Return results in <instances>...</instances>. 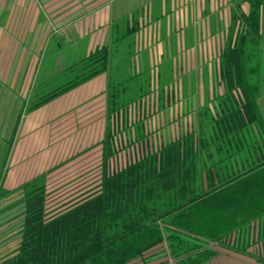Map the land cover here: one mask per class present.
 <instances>
[{
	"label": "trees",
	"instance_id": "obj_1",
	"mask_svg": "<svg viewBox=\"0 0 264 264\" xmlns=\"http://www.w3.org/2000/svg\"><path fill=\"white\" fill-rule=\"evenodd\" d=\"M234 1L237 9L247 3L249 14L232 18L242 31L226 39L212 100L197 102L174 136L165 137L164 126L157 138L140 114L123 123V143L107 128L96 189L55 212L47 210L46 175L21 186L17 218L0 223V264H212L226 252L264 263L246 251L264 240V71L246 40L264 0ZM124 20L115 39L89 55L43 58L25 113L103 74L109 116L139 112L155 95L164 107L170 65L152 71L149 51L134 43L143 26ZM162 57L163 64L171 59ZM122 152L128 162L120 167Z\"/></svg>",
	"mask_w": 264,
	"mask_h": 264
},
{
	"label": "crops",
	"instance_id": "obj_2",
	"mask_svg": "<svg viewBox=\"0 0 264 264\" xmlns=\"http://www.w3.org/2000/svg\"><path fill=\"white\" fill-rule=\"evenodd\" d=\"M176 1L181 11L177 21H187L186 28H193L197 34L201 31L200 23L207 21L209 35L213 37L220 34L215 31L219 24L233 33L232 18L249 14L247 3L235 9L230 4L231 0H228V8L223 11L217 8L223 0H170V3L176 5ZM168 3L169 0H160L158 6L164 8L159 10L162 12L160 14L155 12L152 15L149 8H145V12L137 17L132 13L135 7L128 0H0V193L4 190L0 198V223L17 218L16 205H24L18 189L35 177L49 176L46 182L48 191L59 188L67 191L61 197L60 204L79 200L82 193L96 187L107 128L112 134L120 133L114 136V142L118 143L119 139L123 143L127 141V133L120 131L127 126L123 123L128 119L135 121L139 114L148 119L144 126L148 132H157L154 133L157 138L161 134V127L165 126L163 135L169 137L177 135L186 120L191 121V98L189 90L185 92L183 86L185 84L189 89V80L186 83L181 80L182 89L175 92L169 83L171 93L165 96L164 107L160 106V97L155 95L143 99L147 105L139 112L109 116L107 74L98 76L36 111L25 113V103L32 92L30 87L32 89L44 66L43 58L52 61L55 57L89 55L115 39V26L126 17L123 24L126 21V24L138 23L143 26V22L148 20L147 12L150 15L148 22L163 28L158 38L161 45L170 34L180 33V29L170 28V22H174L175 18L173 14L170 15L171 9H167ZM238 24L239 21L235 24L237 29ZM93 45L97 46L93 48ZM140 49L137 50H143ZM164 55L156 54L157 57H153L152 51H149L152 71L168 66L170 62L163 64ZM211 81L212 78H209V83ZM213 93L212 90L203 98L200 90L195 92L193 108H196L197 102L202 106L207 98L212 100ZM262 105L264 110V97ZM181 118L184 120L177 121ZM121 154L117 163L123 167L128 161L127 157L123 158L125 154ZM4 170L7 178L12 179L11 185H3ZM87 173L91 174L88 176ZM58 176L61 177L59 181ZM74 178L78 183L69 188ZM6 191L8 194H5ZM1 255L3 252H0Z\"/></svg>",
	"mask_w": 264,
	"mask_h": 264
},
{
	"label": "rangeland",
	"instance_id": "obj_3",
	"mask_svg": "<svg viewBox=\"0 0 264 264\" xmlns=\"http://www.w3.org/2000/svg\"><path fill=\"white\" fill-rule=\"evenodd\" d=\"M129 4L134 6L135 9L132 12L135 15H141L143 12H145V8H149V10L151 11L150 13H155L156 14H160L162 12H159V10H164L163 7H159L158 4L160 2V0H128ZM172 1V0H171ZM232 2H230V4H232V6L236 8V4L234 0H231ZM171 4V5H170ZM228 0H223L222 2H220L218 4V9L222 10L223 9H227L228 8ZM244 5V3H241L240 7L239 5L237 7L241 8ZM171 9L172 13L170 14L172 16H174L175 21L174 22H170V28L173 30H178L180 29V33L177 35H173L170 34V36H168V38H166V40H164V43H160L161 45H159V42L161 40H158V38L160 37V31L161 29L163 30V28H161L158 24H154L153 26L148 22L150 21V15L149 12H147V22L146 20L143 22V27H142V32L139 33L138 37H136L135 40V46L136 49H143L145 51H152L153 53V57H157V55H163L165 54V57L168 59V56L171 58L170 60H168L170 63V71H171V84L173 85V90H177L179 89V91H181L182 89V85L180 84L182 81L184 82V80L187 82V80H189L188 83V88L185 84H183L184 88H185V92H187L189 90V94L191 100V108H193V106L195 105V99H196V95H194L195 92H197L198 90L201 91L202 93V97L205 98L206 94L209 93L210 91H214L216 89L220 90V86H218L217 82V75L219 72V69H217V62L220 56V53L222 52L226 42H227V37L229 38V31L230 29L228 28V32L227 30H225V26H223L222 24L218 26V30L213 27V31H218L220 34L216 37H213V35H209V27L207 25V21H202L200 23V27H201V31L200 34L198 32L195 33L192 29H187L186 28V24L187 21H177V15L181 14L180 11V7L177 6V1H176V5H174V3H168V7L167 9ZM262 11H264V8L262 9ZM170 12V10H169ZM185 12V10H184ZM264 13V12H263ZM262 13V14H263ZM225 20V18L223 19ZM222 20V22H224ZM229 20V19H226ZM219 21V20H218ZM230 22V21H229ZM191 24V22H189ZM220 23V21H219ZM202 24H204V27L202 26ZM163 25V24H162ZM151 26V29H149ZM192 27V26H191ZM232 28V27H230ZM242 31L241 26H239V28L237 29L236 26H234V31L232 35V38L234 41L236 36L240 38V32ZM246 40H247V44H249L250 48H255V50L257 52H259V54L261 55L259 57V61H262V66L263 67V71H264V15L263 17L260 18L259 23L257 24V26H255V29L252 33H248L246 34ZM257 36V37H256ZM239 40V39H238ZM163 45V46H162ZM95 46L97 45H93V48H95ZM258 48V49H257ZM140 49V50H141ZM150 49V50H149ZM154 50L156 51L154 53ZM177 52L176 55H174L173 53ZM159 61V60H158ZM167 61V63H168ZM157 61L155 60V63ZM166 63V64H167ZM165 69V76L166 79L167 77H169L170 72L168 70ZM183 73L186 74L185 77H183ZM184 74V75H185ZM209 78H212L211 83H209ZM205 79V80H204ZM263 81H264V75L262 77ZM182 80V81H181ZM199 81V83H198ZM198 83V84H197ZM30 85V81L28 83ZM186 86V87H185ZM171 85H169V90L171 89ZM27 89V87L25 88ZM31 90V87H30ZM263 92H264V87H263ZM8 168V167H7ZM2 174H4V181H3V185L5 183L11 185L12 179L8 177V175L5 174V170L2 172ZM88 176L91 173H87ZM96 174V173H94ZM65 177V176H64ZM37 177H35L34 179H36ZM45 181L48 182V178L49 176H45ZM61 179L60 176H58L57 181H59ZM64 180V179H63ZM77 178H74L71 182H70V187H73L74 185H76L78 183V181H76ZM16 182V181H15ZM28 183V182H27ZM25 183V184H27ZM95 183V182H94ZM24 185V184H23ZM21 185V186H23ZM41 185V182L37 183L36 185H31L28 188L33 189V187H38ZM95 185V184H94ZM92 189H96V187L94 188H89L87 191H91ZM75 190V189H74ZM72 191V190H71ZM70 191V192H71ZM4 192V190L2 191V193ZM2 193H0V198L3 197ZM5 194H8V192L6 191ZM47 210L49 212H55L57 210H59L62 207V204H60V202H62V198L64 195L67 194L66 190H61L60 188L58 190H54V191H48L47 189ZM10 196V195H8ZM11 198V196L9 197V199ZM65 204V203H64ZM63 204V205H64ZM17 207V205H16ZM260 235V234H259ZM263 238H264V231H263ZM170 240L175 241V238H172ZM256 242V241H255ZM258 242V241H257ZM251 243L250 246L248 247V249L246 250L249 253H252L256 256H261L264 257V240L260 241V243ZM161 253V249L158 250L156 253L152 252V254L150 256H154V255H160ZM160 259V257H159ZM212 264H259L257 263L254 259L249 258V257H244L242 255H239L238 253H230V252H226L222 255H219L218 258L212 262ZM264 264V263H261Z\"/></svg>",
	"mask_w": 264,
	"mask_h": 264
}]
</instances>
